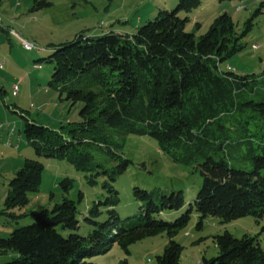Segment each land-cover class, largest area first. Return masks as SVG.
Listing matches in <instances>:
<instances>
[{
	"label": "trees",
	"instance_id": "16d2710c",
	"mask_svg": "<svg viewBox=\"0 0 264 264\" xmlns=\"http://www.w3.org/2000/svg\"><path fill=\"white\" fill-rule=\"evenodd\" d=\"M50 3L34 0V7ZM201 3L177 0L173 9H159L132 33L110 29L51 46L44 58L53 64L48 85L82 102L81 119L53 129L25 118L24 136L36 154L65 159L85 171L90 184L104 176L108 194L89 208L85 220L92 230L87 235L77 232L78 209L71 198L31 211V223L0 237V254L10 257L4 264H97L91 258L106 253L113 243L129 253L131 243L162 231L168 241L156 264H180L183 246L174 236L188 223L192 207L199 215L197 228L207 216L221 222L245 215L257 222L264 219V68L257 74L220 69L219 63L243 44L227 12L199 36L187 31L188 16L179 12ZM263 9L261 0L245 31ZM127 134L155 139L175 162L197 163L201 187L177 218L162 215L182 211L183 190L138 186L132 188L137 208L122 215L112 183L131 162L120 151ZM234 161L249 162V167H236ZM43 169L41 161L25 159L8 183L3 213L26 215L14 209L25 207L29 195L39 191ZM60 184L67 190L71 181L64 178ZM214 241L218 254L202 256V264H264L257 235L236 237L225 230ZM116 264L129 263L123 259Z\"/></svg>",
	"mask_w": 264,
	"mask_h": 264
},
{
	"label": "rangeland",
	"instance_id": "374dc122",
	"mask_svg": "<svg viewBox=\"0 0 264 264\" xmlns=\"http://www.w3.org/2000/svg\"><path fill=\"white\" fill-rule=\"evenodd\" d=\"M49 6L34 7V0H0V237L33 221L31 211L51 209L62 198L76 201L79 228L77 232L87 235L92 230L85 217L89 208L102 201L108 194L102 186L105 179L99 175L96 184H90L87 173L76 169L65 159L36 154L23 133L27 118L37 124L53 129L69 125L81 119V101L73 102L67 91L48 85L53 64L44 60L54 44L73 40L81 35H101L110 29L115 32L132 33L152 19L161 8L173 9L177 0H49ZM261 0H202L190 12L185 29L199 36L207 31L213 19L221 13L231 15L239 42L243 47L231 57L219 63L220 69L240 74L259 73L264 68V9L253 19L251 29L245 31L247 20L252 16ZM11 30L44 50H27ZM245 31V33H244ZM257 46H253V45ZM121 153L131 162L127 169L112 183L118 190L121 202L118 206L122 215L137 208L132 197V188H160L165 191L183 190L185 206L180 212L164 214L166 220L177 218L193 203L202 184V176L194 164L175 162L172 157L158 148L155 139L148 135L127 134ZM26 158L37 159L44 165L40 189L29 195L28 204L16 213L26 215L12 218L3 213L8 183L22 166ZM102 159V156L99 159ZM199 157L198 162L202 161ZM236 167L248 168L249 162L234 161ZM69 178L71 185L65 190L60 181ZM104 219V215L100 216ZM199 215L192 207L188 223L174 236L182 246L180 264H202V256L218 254L214 235L229 231L236 237L244 233L257 235L264 249V219L259 222L252 215H245L228 222L218 217L207 216L197 228ZM66 235L69 231H63ZM168 235L165 231L146 236L129 245V253L113 243L104 254L91 260L97 264H116L126 259L129 264H156V255L162 253ZM0 254V264L9 259Z\"/></svg>",
	"mask_w": 264,
	"mask_h": 264
},
{
	"label": "built area",
	"instance_id": "2783aa9c",
	"mask_svg": "<svg viewBox=\"0 0 264 264\" xmlns=\"http://www.w3.org/2000/svg\"><path fill=\"white\" fill-rule=\"evenodd\" d=\"M0 21H1V19H0ZM12 31H14V30H12ZM21 43H22L23 47L27 50H33V49L40 50V51L44 50V47L36 45L33 42L23 38L22 36H21ZM253 46H257V45L255 44ZM0 66H1V64H0Z\"/></svg>",
	"mask_w": 264,
	"mask_h": 264
},
{
	"label": "bare ground",
	"instance_id": "6f19581e",
	"mask_svg": "<svg viewBox=\"0 0 264 264\" xmlns=\"http://www.w3.org/2000/svg\"><path fill=\"white\" fill-rule=\"evenodd\" d=\"M10 32H11L13 35H15L16 37H18V38L20 39V41H21V35H20L18 32H16V31H12L11 29H10Z\"/></svg>",
	"mask_w": 264,
	"mask_h": 264
}]
</instances>
